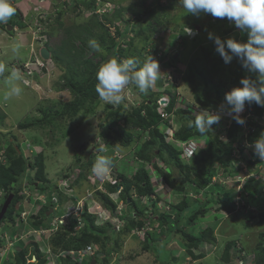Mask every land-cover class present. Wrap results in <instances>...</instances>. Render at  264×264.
Returning a JSON list of instances; mask_svg holds the SVG:
<instances>
[{
  "label": "rangeland",
  "instance_id": "374dc122",
  "mask_svg": "<svg viewBox=\"0 0 264 264\" xmlns=\"http://www.w3.org/2000/svg\"><path fill=\"white\" fill-rule=\"evenodd\" d=\"M35 1L10 0V3L15 7V13H21L24 17L22 19H27L31 12L37 8H35ZM56 2L61 5L60 8L63 11L62 21L52 19L51 22L54 26L51 31L58 29L60 24L64 25V28L76 24H88L92 34H86L85 36L89 41L95 40L100 45L101 50L99 52L85 51L86 58L99 62L102 58L101 55L108 54L107 49L111 41H98L99 33L102 31L95 29V22H93L98 18L99 21L101 20L107 25L111 37L119 41L116 51L120 52L115 55V58L121 61L133 59L138 65L142 66L144 60L151 55L159 63L160 74L146 93H141L134 83H129L121 93L123 99L120 104L105 102L96 97L88 102L71 121L66 120L67 118L60 117L65 112L63 106L70 100H74L75 97L67 90L62 92L54 90L55 86L59 87L63 84L61 77L64 75L65 70H62L53 62L47 72L46 78L48 81L45 80L41 86L35 84L29 88L24 86L22 80L15 77L12 71V63L24 55L23 50L20 49V44L33 47L35 38L38 37L39 31L43 29L41 24L37 20H35L34 26L27 25L24 27L23 24H16L10 31L0 27V113H4L5 116L0 121V141H3V143L6 141L7 144L11 143L14 147L20 148L28 160H34L36 157L34 152L37 154L42 153L46 165V174L50 181L57 182L56 184L63 186V188H66L67 185L70 186V190H65V192L58 193L55 191L54 199L59 200L60 208L57 209L58 212H54L53 218L66 214L63 205L69 201L71 202L69 211H71L72 216L79 217L77 218L79 227H83L81 214L86 208L88 213L96 217V225L101 226L107 223L118 231L126 221L124 217H121L122 211L119 212L118 217H115L103 208L100 210L97 191H101L105 185L113 183V179L119 178V174L123 172L128 177L134 174L137 164L135 163L136 158L133 156L137 147L133 143H129L127 146L122 145L119 140L115 139L113 131L109 132L107 127L109 123H113L111 119L109 120L110 114L120 107L123 111L139 107L144 99H157L161 119L169 121L173 125L172 129H178L180 123L174 119L175 115L173 113L163 115L166 112L165 106L173 100L172 97L176 98L175 107L192 108L191 111L194 115L203 112L193 100L192 86L184 80L190 66L193 65L195 68L204 67L208 60L206 51H210L212 57L222 59L216 52L217 46L214 40L209 39V33H213L225 41L233 38L241 42H247L248 35L236 27L233 29L234 22L229 21L227 18H215L211 14L205 13L198 15L187 13L180 6L179 0H96L94 8L88 11L80 0L75 1L79 3L76 6L73 1L69 2V0H57ZM171 3L174 4V7H171ZM108 5L113 6L115 13L121 9L122 14L116 17V14H113L114 11H107L108 8L105 7ZM48 6H51V4ZM144 11H148L150 16L151 11H155L157 15L155 14L153 17L156 16L168 27L156 25L153 18L148 14L143 15ZM96 13L97 16L94 17ZM106 17H109L111 21H107ZM138 18H142L144 23L141 24ZM20 21L22 22L21 19ZM187 21H190L192 25L186 24ZM184 25L192 28L197 25L200 27V31L191 38L187 34H182ZM62 31H53L51 34L53 36L49 35L51 38L49 45L52 48L61 44ZM120 32L124 34L123 37L120 36ZM193 39L195 40L193 41ZM35 45H37V42H35ZM78 45L81 47L77 41ZM25 57L27 58L26 55ZM238 62H240L239 59L234 58L231 63L226 64L223 61L221 64L222 73L220 76L226 81L227 85L223 88L224 93L228 89H233L229 85L232 77L231 71ZM14 87L20 89L19 95H9ZM220 105L209 110V113H218ZM222 114L225 116V113H220V115ZM46 115H48V118H51L50 115H52V118L56 117L57 122L55 121L53 125L43 126L41 129L35 127L30 129L21 128V125H25V123L45 120ZM222 121L221 118L219 126L221 132H225L226 120L224 124H222ZM118 127L119 125L116 123L114 129L118 130ZM167 132H169V129L165 131L167 140L175 141V136L171 138ZM109 133L110 135H108ZM246 133L248 134V132ZM106 135L109 136L108 142L104 140ZM222 138L226 140L224 133ZM136 141L137 138L134 139V142ZM244 144H247V141ZM101 146L104 148L103 153L98 151ZM246 146L255 154L254 148L250 144ZM110 148L114 150L112 156L107 155ZM100 155H105L115 161V164L112 167L110 166L109 172L103 176L96 175L91 171L97 156ZM92 156H95L94 162H91L93 165L88 170H81L82 175L84 174L81 178L73 177L72 180L75 181V184L68 183L67 179L69 178H66V176L69 177L74 172L72 167L76 165L79 158L82 162H90ZM235 156L237 160H233L230 164L231 170L229 171L238 170V167H241L240 173L237 172L233 174L234 177H227L226 180L219 179L221 175L215 176L212 183V185L219 184L223 188L231 187L234 189L236 197L233 207L235 210L232 213L221 211V213L215 215V209H212L207 219L199 220L197 229L201 231L205 225L210 229L212 228L216 240L214 243L205 242L198 249H194L196 258L189 256L186 252L187 247L182 242L179 234L174 235L172 241L161 251L159 244L157 245L151 237L155 233H161V229L157 228L158 222L153 220L148 221L145 228L141 230L134 229L129 234L118 236V244L115 243L116 238L106 241L104 248L98 244H92L93 249L100 251L99 256L106 258L105 262L99 260L100 262L95 264H160V257L165 259L166 254H168V259H163L166 261L164 264H250L255 262L256 249L260 241L264 243V240L261 239V234L264 233V221L259 219L249 221V217L258 215V211L255 210L253 205H249L248 200L244 199L239 192L243 191L245 183H249V185L259 188L260 201L264 204V160L255 154L252 160L257 162L259 166L258 171L252 172L246 164L238 159V154H235ZM0 159H2V154H0ZM82 162H77V165H83ZM157 165L165 170V174L169 173V169L158 160ZM127 167L129 168L126 169ZM146 167L151 173L156 192L151 200L144 199L141 201L142 198H137L141 209L145 207L151 210V205L156 202L158 214L159 212H169V205L180 203L185 194L171 191L166 186L161 174L157 175V171L151 165ZM172 174V177H177L178 181L183 177L180 176L181 174L176 168ZM30 175H35V170L28 174V176ZM196 196V194L189 191L190 204L193 203L191 198L195 199ZM213 196L217 197L215 194ZM112 197L115 201L119 200L118 194H114ZM210 197H212L211 194H208L207 198ZM25 199L26 197L23 196L18 201L13 200L7 218L0 223V242L2 239L9 237L8 242H2L0 245V255L8 253L7 257L5 256L2 259V264H7V262L13 260V256L19 250L21 243H25L26 247L29 246L30 252L37 246L45 258L52 257V264H55L56 258L52 252L50 254L52 244L49 239L50 234H54L57 230L53 229L50 233L43 234L41 231L39 233L40 229H29L27 228L29 220L28 223H19V218H16L13 212L14 209L17 211L18 205L22 206L24 204ZM46 200H48L47 196ZM36 205L28 209L31 210L28 215L39 213L41 206L38 203ZM120 209L121 204L118 210ZM250 212H253V214H250ZM199 217H202V215H199ZM8 218L11 219H9L10 222ZM69 220L71 219L69 218L67 221ZM52 222L58 229L60 228V224H56L57 222L54 220ZM34 229L38 232H35ZM231 242L234 243V246L230 250V255L234 258L236 255L243 256L244 260L235 258L231 263L223 261L224 251ZM147 245L150 250H144ZM109 251L111 253H108ZM6 258L8 259L6 260ZM89 260L90 258L84 264H88ZM29 262L33 261L29 260Z\"/></svg>",
  "mask_w": 264,
  "mask_h": 264
},
{
  "label": "trees",
  "instance_id": "16d2710c",
  "mask_svg": "<svg viewBox=\"0 0 264 264\" xmlns=\"http://www.w3.org/2000/svg\"><path fill=\"white\" fill-rule=\"evenodd\" d=\"M80 1L87 10H92L94 8V1ZM173 3H171V7H174ZM115 14L116 17L121 15L122 10L119 9ZM147 14L149 15L148 11L143 12V15ZM150 14L151 16H149L153 18L156 25L160 27L166 26L162 20L157 19L156 16L153 17L156 14L155 11H151ZM95 16L97 15H94V17ZM20 19L21 16L15 13L6 24L0 23V27L5 28L7 31H9V25L15 27L16 24H23L25 27L26 24L23 23V21L21 22ZM106 19L107 21H111L109 17H106ZM138 21L141 24L144 23L142 18H138ZM93 22H95V29L102 31L99 33L98 41H111L107 49L108 54L105 56L101 55L102 58L99 62H94L93 59L85 57V51H93L89 48V39L85 36L86 34H92L91 29L88 28V24L79 26L77 28V33L68 30L66 34H72L73 40L69 43L68 41H64L52 51V58L55 64L62 68V70H65L64 75L61 77L63 84L59 87L55 86L54 90L58 92L67 90L75 97L74 100H70L63 106L65 112L62 113L60 117H65L67 118L66 120L71 121L88 102L99 97L96 92V84L98 83L96 73L102 64L111 58H115V55L120 52L116 51V46L119 41L111 37L107 25L101 22V20L99 21L98 18ZM186 24L192 25L190 21H187ZM166 27H168V25ZM234 27L235 25L233 24L232 28L234 29ZM182 34H185L184 30ZM123 35L124 34L120 32V36L123 37ZM194 40L195 39H193V41ZM75 41H78L81 47H79V45L76 46ZM237 42L246 43L241 41ZM206 56L208 60L205 66L195 68L191 65L184 80L192 86L193 100L198 105V108L209 112L212 108H217L220 104L224 103L227 93L236 87H242L240 84L242 79L253 77L252 74L242 66V63L238 62L231 71L232 77L229 85H231L233 89H228V91L224 93L223 88L227 85L226 81L220 76L222 73L221 64L223 63V59L212 57L210 51H206ZM139 67H141V65L137 64V68ZM172 99L173 100L165 106L166 112H164L163 115L165 116L166 114L173 113L175 115L174 119L180 123L179 128L175 130V139L179 141L198 139L202 143L204 142L203 145H200L199 151L192 159L186 161L182 156V149H180L174 141L167 140L165 131L173 127V125H171L169 121L161 119L160 106L157 99H144L139 107H135L129 111H123L121 107L114 110L109 118L113 123H109L107 128L109 132L113 131L115 139L119 140L122 145L127 146L129 143L136 144L137 150H135L133 157L136 158L135 163L137 164V169L135 174L130 175V177L123 172L119 175V178H114L113 183H109L104 186L103 190L97 191V201L104 209L108 210L111 215L118 216V203L109 195L118 192L119 187H123L120 193V201H123L124 204L121 210V217L125 218V224L118 231L107 223L101 226L96 225V217L88 213L85 208L82 213L83 227H79L78 219L72 217L65 227H60L51 237L50 242L55 256L61 252L84 249L92 244H98L104 248L106 241L114 238H116L115 243L118 244V236L129 234L134 229L141 230L145 228L148 221L153 220L158 222L157 228L161 229V233H155L151 237L157 245L159 244L161 251L172 241L174 235L178 234L187 247L186 252L189 256L194 258H196L193 251L194 249H198L205 242H215L216 239L213 236L212 228L210 229L205 225L203 230L199 231L197 229L198 222L200 219H207L212 209H215V215L221 213V211L232 213L235 210L233 203L235 202L236 195L234 189L231 187L223 188L219 184L212 185L213 178L221 175L219 179L226 180L227 177H234L235 175L233 174L237 172L240 173L241 167H238V170L234 169L229 171L231 170L230 164H232L233 160H237L235 154L240 156L241 161L245 162L252 172L258 171L259 165L252 160L254 153L251 149L249 150L244 143L247 141L248 145H252L259 136L264 134V126L261 122L256 123L254 119H252L251 121L253 122L248 123L250 132L246 135L244 125L236 123L232 116L227 114L224 116L222 114V124H224L225 120L227 122L225 126L226 131L221 132L220 123H218L214 124L211 130L201 135L194 126H190V122L195 120V115L191 111L192 108L187 109V107L183 106L175 107L176 98L172 97ZM263 112V107L255 103L251 105L246 104L240 116L242 119L246 120L247 115L252 113L254 117L260 118ZM65 114H67V116H65ZM50 116L51 118H48V115H46V119L42 121L25 123V125H21V128L30 129L35 127L41 129V127H46L48 124L53 125L55 121L57 122V119L56 117L52 118V115ZM4 117V113H0V121H2ZM227 119H230L231 122L227 121ZM116 123L119 125L118 130L114 129ZM223 133L226 136V140L222 138ZM108 135H110V133ZM108 135L104 136L106 142L109 140ZM135 138H137L136 142H134ZM2 146L6 149L8 164H0V189H5L10 193L15 192L14 201L21 199L19 195L20 190L16 188V185L34 170L35 175H33V178L38 182L34 195L45 194L50 189H56L54 190V195L58 192L57 184L51 182L46 174V165L44 164L42 153L37 154L34 152L36 157L32 161L28 160L21 149L14 147L13 144L4 142ZM113 154L114 150L110 148L107 155L112 156ZM94 158L95 156H92V161L90 162H82L79 158L77 162H82L83 165H77L78 163L76 162V165L72 167L74 175H72V173L69 177L66 176V178H69L67 182L75 184V181L72 180L73 177L81 178L84 175H82L81 170H88L93 165L91 162H94ZM157 160L169 169V173L165 174V170L157 165ZM111 161L112 167L115 161L112 159ZM147 165H151L152 168L157 171V175H162L166 186L171 189V191L183 195L185 194L180 203L169 205V212H159L158 214L156 202L151 205V210L145 207L141 209L137 201V198H142L140 199L141 201L144 199L151 200V197L154 196L156 192L153 186V178L149 169L146 167ZM128 168L129 167L126 169ZM175 168L178 170L179 174H181L180 176H183L180 181H178L177 177H172ZM33 186H35L34 183ZM188 190L198 196H196L195 199L191 198L193 200L192 204H190L188 199ZM208 194L212 196L209 199L207 198ZM213 194L217 195V197L213 196ZM239 194L244 199L248 200V204L253 205L255 210L258 211V215L250 216L249 221L251 222L256 219L264 221V204L260 201L259 188L257 189L249 185V183H245L243 191H240ZM58 201L57 199L53 201L50 199L46 207L41 206L39 213L29 218V226L27 228L48 229L51 226V221L56 218L55 215L54 218L52 217L54 213L49 216L48 213L51 209L55 208V204ZM17 207V211L14 209L13 212L15 214L19 212L20 215L23 209L19 205ZM8 213L9 211L7 214ZM7 214L4 219L7 218ZM250 214H253V212H250ZM199 215H202V217H199ZM9 219L10 218H8V221ZM261 239L264 240V233L261 234ZM233 246V242L229 243L224 251L222 259L226 263H231L235 258L244 260L243 256L236 255L234 258L230 255V250ZM144 250H150V247L147 245ZM99 253L100 251H98V254ZM108 253H111V251ZM167 255L168 254H166L165 259L164 257H160V264L166 262L164 260L168 259ZM34 257L37 258V261L29 262V260L33 261ZM96 259L99 260V258ZM50 260L51 259L45 258L37 246L30 252L29 246L26 247L25 243H21L19 250H17L13 256V260L11 262H6L7 264H49ZM105 260V257L100 258V261L105 262ZM254 261L255 262L250 264H264L263 241H260L256 249V259ZM1 262L0 260V263ZM91 262L92 261H88V264H91ZM55 264L79 263L72 257H65L63 255L61 258H56Z\"/></svg>",
  "mask_w": 264,
  "mask_h": 264
},
{
  "label": "clouds",
  "instance_id": "9594fccd",
  "mask_svg": "<svg viewBox=\"0 0 264 264\" xmlns=\"http://www.w3.org/2000/svg\"><path fill=\"white\" fill-rule=\"evenodd\" d=\"M56 1L36 0L35 8H37L35 11L31 12L27 19H22L24 17L21 13L19 14L23 23L26 24L25 26H34L35 20H37L41 24V27H43V29L39 31L37 35L38 37L35 38L33 47H28L27 45L20 44V49L23 50L24 55H22L21 57L19 56L20 58L16 59L15 62L12 63V71L15 77L21 79L23 85L27 88L33 87L35 84L41 86L43 85L45 80L48 81L46 78V76L48 75L47 72L49 71L48 69L52 66L50 64H53L54 62L52 58V51L57 47L56 46L55 48H52L51 45H49V35H51L53 31L63 30L60 40L61 44L64 41H68L69 43L73 40V35H68L66 34V32L68 30H72L73 33H77V28L79 26H83L84 24H76L69 28H64V25L60 24L58 29L51 31L52 27L54 26V24L51 22L52 19H55V21H62L63 11L60 8L61 5ZM70 1H73V4L75 6L79 4L75 2L77 0H69V2ZM92 1L96 3V0ZM50 4L51 6H48ZM179 4L184 10H186L187 13L190 14L198 15L200 13H205L211 14L215 18H227L229 21L234 22L236 28L247 33L248 40L246 43L237 42L233 38H229L225 41L220 37L215 36L213 33H209V39L214 40V43L217 46L216 52L222 57L223 61L226 64L231 63L234 58H237L242 63V66L247 69V71L251 73L253 77L242 79L240 81L242 87H236L226 94L225 101L220 105L218 113L213 114L207 111H203L195 114V120L190 122V126H194L197 131L201 135H203L207 131L211 130L214 124L219 123L221 119L220 113H225L229 116H232L236 123L244 125L245 120L241 118L240 114L244 111L246 104L251 105L255 103L258 106L263 107L264 109V0H179ZM109 5L105 8H108L107 11H114V14L115 9L113 8V6ZM15 12L16 9L12 6L10 0H0V23L6 24L9 19L15 15ZM9 27L13 28L11 25H9L8 28ZM196 27L197 25L194 28L184 25V33L188 36H192L195 34L194 30L198 32ZM8 30L10 31V29ZM35 42H37V45H35ZM75 44L77 46V41H75ZM44 48L50 51L51 59L45 60L42 57L41 50ZM89 48L96 52H99L101 50L100 45L95 40L89 41ZM25 55L27 56V58L25 57ZM29 62L32 63L35 70L40 72L36 73L30 71L29 69H26L25 67ZM159 74V63L151 55L144 60L143 65L139 68H137L136 61H134L133 59L121 61L118 58H111L107 62L102 64L96 73V79L98 81V83L96 84V92L101 100L112 104H120L123 99L121 93L123 89L127 85H129V83H134L141 93H146L153 86ZM19 93L20 89L18 87H14L9 95H19ZM262 117L264 118V112ZM168 129L170 130L172 128ZM251 147L254 148L255 154L262 160H264V134L259 136L251 145ZM98 151L103 153V146H101ZM255 154L252 156V159L254 158ZM2 158L4 157L2 156ZM238 159H240L241 161L240 156L238 157ZM243 163L246 164L245 162ZM111 164L112 161L109 157L105 155L97 156L91 171L99 176L106 175L110 170ZM65 190H70V186H68ZM122 190L123 187H119L118 192L109 195L112 199V195H119V200L115 201L113 199L116 203H118V209L121 204V209L118 210L119 212H121L124 206L123 201H120V193ZM5 192L6 202L9 195L13 193L8 192L7 190H5ZM99 206V209L101 210L103 207L101 206V204H99ZM104 210L109 212L106 209ZM17 213L15 215L16 218H19V223L24 224V221L21 217L22 212L20 215L19 212ZM72 217L79 218L70 214L69 218ZM56 219H59V217L56 216V218L53 220L55 221ZM2 221H0V223ZM52 223L53 222L51 221V230H53ZM57 224L60 223L57 222ZM41 229L43 230L44 228ZM56 230H58V227ZM8 238L2 239L1 244L2 242H8ZM87 247L92 246L90 245ZM86 248L80 250H86ZM51 252L54 256L53 251H50V254ZM7 255L8 253L6 252L4 254V257H7ZM34 258L36 260H34ZM34 258L33 262H36L37 258ZM47 258L51 259L52 257ZM89 258V261H92L91 264H95L100 262V259L98 260L96 258L102 257L99 256L98 251L93 249L92 253H89L83 258L81 264H84ZM7 259L8 258H6V260ZM0 264H2V262ZM49 264H52V259L50 260Z\"/></svg>",
  "mask_w": 264,
  "mask_h": 264
},
{
  "label": "bare ground",
  "instance_id": "6f19581e",
  "mask_svg": "<svg viewBox=\"0 0 264 264\" xmlns=\"http://www.w3.org/2000/svg\"><path fill=\"white\" fill-rule=\"evenodd\" d=\"M96 15H97V13H96ZM26 69H29L30 71H32V72H40V71H37V70H35V68L33 67V65H32V63L31 62H29L28 63V65L25 67ZM252 119H254V122H256V123H259V122H261V124H264V121H263V119H262V117H254V115L252 114V113H249L248 115H247V117H246V120H245V124H244V127H245V134L247 135V133L246 132H250V127H249V125H248V123H250V122H253V121H251ZM227 121H230L231 122V120L230 119H227ZM225 125H227V122H225ZM167 134L168 135H170V137L171 138H173L174 137V135H175V133H172L171 131H169V132H167ZM172 141H174V140H172ZM175 141H177V140H175ZM174 141V142H175ZM187 141V140H186ZM199 141V140H198ZM6 142V141H5ZM200 142V144L202 145V142L201 141H199ZM2 143H3V141H0V154H2V156L4 157V158H2V159H0V164H8V159H7V156H6V151H4V150H6L3 146H2ZM176 144V143H175ZM246 145H248V144H246ZM4 149V150H3ZM20 149V148H19ZM3 150V151H2ZM34 176L32 175H30V176H28V175H26L21 181H20V183L18 184V185H16V188H18L19 190H20V192H19V195L21 196V197H23V196H25L26 197V199H25V201H24V204H22V214H21V217L22 218H24V216H23V213H25V220H26V222L28 223V220H29V218L32 216V215H28V213H30L31 212V210H28V209H30L31 207H33V206H35L36 205V203H38V204H40V206H43V207H46L47 205H48V202H49V200L51 199H53L54 200V197H55V195H54V190H56V189H50L49 191H47L45 194H37V195H34L35 194V188L38 186V182L36 181V180H34V178H33ZM33 183L35 184V186H33ZM57 183V182H56ZM69 185H67V187H68ZM15 187V186H14ZM66 187V188H67ZM66 188H63V186L61 187L60 185H57V189H58V192L60 193L61 191H64L65 192V189ZM14 195H15V192H12ZM50 194V196H48ZM35 196V197H34ZM46 196H47V199L48 200H46ZM52 200V201H53ZM70 203L71 202H69V201H67V203H64V209H65V212H66V214H64V215H60L59 216V221H60V227H65L66 225H67V223H68V218H69V215L71 214V211H69L70 210V208H71V206H70ZM5 204V189H0V207H1V210H2V207H3V205ZM60 202L58 201L56 204H55V209L53 208V209H51L50 211H49V213L53 210V213L55 212V211H57V209L58 208H60ZM37 206V205H36ZM60 211V210H59ZM1 212V211H0ZM58 212V211H57ZM61 212V211H60ZM53 213H51V214H53ZM38 214V213H37ZM50 214V215H51ZM33 215H36V213L34 214L33 213ZM29 226V223H28V225H27V227ZM45 229V231L47 232V234L48 233H50L51 232V226L48 228V229H46V228H44ZM34 231H35V229H34ZM40 231L42 232V229L40 228V230H39V233H40ZM35 232H38V230H36ZM46 232H43V234H45ZM53 236V234H50V239H51V237ZM49 239V240H50ZM79 250H70V251H68V252H61L60 254L58 253V255L57 256H55L54 255V257L55 258H61V256H65V257H67V256H70V257H72L73 259H75V261H78V263L79 264H81L82 263V258L79 256ZM3 257L4 256H0V260L2 261V259H3Z\"/></svg>",
  "mask_w": 264,
  "mask_h": 264
},
{
  "label": "built area",
  "instance_id": "2783aa9c",
  "mask_svg": "<svg viewBox=\"0 0 264 264\" xmlns=\"http://www.w3.org/2000/svg\"><path fill=\"white\" fill-rule=\"evenodd\" d=\"M175 130H177V129H170L169 131L174 133ZM174 143H176V145H178L180 147V149H182V153H183L182 156L186 161H189L190 159H192L195 156V154L199 151V148L201 145L200 142L198 141V139H190L187 141L177 140ZM5 196H6V192H5ZM23 216H24V218H22V220L25 223L26 222L25 213H23ZM55 221L60 223L59 219H56ZM52 226H53V229H55V230L57 229V226L54 223L52 224ZM42 232H46V231L43 229ZM92 252H93L92 247H87L86 250H80L78 254L83 260V258L86 255H88L89 253H92ZM4 254H1L0 256H4Z\"/></svg>",
  "mask_w": 264,
  "mask_h": 264
},
{
  "label": "water",
  "instance_id": "95a60500",
  "mask_svg": "<svg viewBox=\"0 0 264 264\" xmlns=\"http://www.w3.org/2000/svg\"><path fill=\"white\" fill-rule=\"evenodd\" d=\"M196 28H197V31H200V27L197 26ZM8 29H11V27H9ZM194 32H195V34L192 35L191 38H193V37L197 34L196 31H194ZM41 55H42V57H43L45 60H49V59H51V53H50V51H49L48 49H46V48H44V49L41 50ZM13 200H14V195H13V194L9 195V197L7 198L5 204L3 205L2 210H1V212H0V221H2V220L4 219V217H5V215L7 214V212H8V210H9V208H10V206H11ZM51 213H53V210H52L50 213H48V216H49ZM34 260H36V259L34 258Z\"/></svg>",
  "mask_w": 264,
  "mask_h": 264
}]
</instances>
